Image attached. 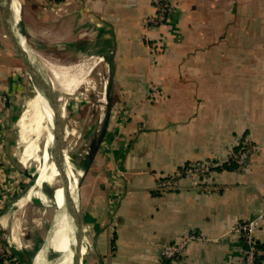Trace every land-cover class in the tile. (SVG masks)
<instances>
[{"label":"crops","instance_id":"crops-1","mask_svg":"<svg viewBox=\"0 0 264 264\" xmlns=\"http://www.w3.org/2000/svg\"><path fill=\"white\" fill-rule=\"evenodd\" d=\"M170 2L168 21L150 28V0H13L33 65L36 50L65 54L41 60L49 78L37 68L52 90L73 93L95 67L110 72L106 130L80 162L83 264H157L161 244L188 233L203 238L173 264H240L233 226L264 209V0ZM20 62L0 11V239L10 264H34L56 233L57 208L32 240V210L12 203L19 175L30 176L18 158ZM245 142L258 149L242 171L234 157ZM196 161L216 165L197 179L175 175ZM256 241L264 264V222Z\"/></svg>","mask_w":264,"mask_h":264},{"label":"rangeland","instance_id":"rangeland-1","mask_svg":"<svg viewBox=\"0 0 264 264\" xmlns=\"http://www.w3.org/2000/svg\"><path fill=\"white\" fill-rule=\"evenodd\" d=\"M36 54L33 53L35 68H40L43 78H49V74L42 66L41 60L48 58L47 60L57 63L59 58H61L60 60H65V54L61 51H47L44 53L36 50ZM50 57L51 59H49ZM69 58L67 57V60ZM20 69L27 80L28 73L21 62ZM109 76L110 72L106 67H95L87 75L85 82L73 93H64L58 89H51L58 107H61L63 111V116H59L60 146L64 154L74 159V164H80L82 158H84V163L87 162L91 145L96 144L97 139L100 137L108 103L105 95L106 93H111L109 91ZM35 93L36 91L32 85L29 88L26 87L21 93L23 97L20 99L22 105H20L19 114L21 116L25 111L30 110V112L25 120L24 129L19 122L17 124V130L20 133L18 158L22 160V163H24L22 167L30 176L19 175L20 179H22L21 187L18 193L13 196L12 202L19 205V209H22L21 207L23 206L26 210H32L27 213L30 229L33 228L30 232L32 240L44 227L52 225L56 214L53 198H57L58 194L55 188L62 183L56 176H52L51 181H44L40 186L36 185L37 176L44 170L45 165L48 168L46 172L49 174L52 173L54 167L52 161L49 163L43 161V155L48 148L44 122L38 123V115L28 99ZM64 158L66 157L64 156ZM65 166L68 173L69 169H71L68 161ZM11 177L13 176L11 175ZM29 191L30 195L28 196L26 194ZM41 244L38 243L37 247ZM32 251L35 254L36 251Z\"/></svg>","mask_w":264,"mask_h":264},{"label":"bare ground","instance_id":"bare-ground-1","mask_svg":"<svg viewBox=\"0 0 264 264\" xmlns=\"http://www.w3.org/2000/svg\"><path fill=\"white\" fill-rule=\"evenodd\" d=\"M14 8L17 12L15 6ZM89 63L90 62H88V64ZM63 82L64 83L66 82L65 88L68 91H72V89L77 84L76 80H71V79L69 81H63ZM36 86H37V93L36 95L34 94L35 96L32 99L30 98L31 100H29V103L32 104L35 112L38 115V119H39L38 123L44 122V130L47 136L48 148L43 155V161L45 162L47 161L48 163L52 161L54 167V169H52V173L49 174L46 172L48 168L47 165H45L44 170H42L37 176L36 185L40 186V184L44 181H51V179L53 178L52 176H56V178L59 179V181L62 183L55 188L58 194L56 196L57 198L55 197L53 198L55 207L57 208L56 233L50 238L49 245L47 244V246L44 249H40L38 251L34 259V264H71L75 241L73 238L72 230L70 229L69 217L66 213V204H67V199L69 197V193L66 192L65 190L66 189L67 191L70 190V192L74 196H76L77 179L76 177L73 176L71 169H69L67 173L65 166V163L67 164V159L64 158V156L66 157V155L59 147L57 139L54 137V134L52 132V121H51L52 113H55L57 116H63L62 108L61 107L58 108L56 100H54V98L51 96L50 91L48 90L46 84L43 82L41 78L38 79ZM29 112L30 110L25 111L20 117L19 123L23 127V129L25 128V120ZM50 127H51V137H50Z\"/></svg>","mask_w":264,"mask_h":264},{"label":"built area","instance_id":"built-area-1","mask_svg":"<svg viewBox=\"0 0 264 264\" xmlns=\"http://www.w3.org/2000/svg\"><path fill=\"white\" fill-rule=\"evenodd\" d=\"M150 1L153 4L154 12L152 15L146 18V25H148L150 28L161 26L168 21L172 4L170 0ZM257 149L258 146L250 142H245L242 144L234 157V161L240 170H248V157L250 153L256 151ZM215 165L216 164L209 161H196L189 165L182 166V168L178 170L175 175H189L190 177L197 179L210 173L211 168ZM173 183L174 176L172 179L164 180L161 185L164 187H169ZM1 194L2 193H0V195ZM263 222L264 209L255 217L238 221L233 226V231L242 240L240 264H257V259L263 251L257 244L256 232ZM202 238L203 237L201 235L188 233L180 239L161 244L158 252L157 264H173L175 259L184 254L185 248L190 242ZM14 259V257H11V251L8 245H6L0 239V264H10Z\"/></svg>","mask_w":264,"mask_h":264},{"label":"water","instance_id":"water-1","mask_svg":"<svg viewBox=\"0 0 264 264\" xmlns=\"http://www.w3.org/2000/svg\"><path fill=\"white\" fill-rule=\"evenodd\" d=\"M12 6H13V0H0V11L2 15L3 26L6 30L9 41L14 51L16 52V55L18 56V59L21 61V63L24 64V67L26 68L27 73H28V79L26 80L24 78L25 85L28 88L31 87L32 85L35 91H37L36 83L38 82V79L41 78L43 82L46 84L48 90L50 91L51 96L53 97L51 93V88L46 83V81L41 77L38 70L33 65L32 61H30V59L26 55V52L22 46L20 37L16 31V27L13 21ZM107 120H108V113L105 116L103 128L100 133V137L97 139L96 144H93L91 146V150H90L91 154L94 152L95 148H97L100 142L102 141V138L106 130ZM51 121H52V132L54 134V137L57 139L59 147L61 148L59 116H57L55 113H52ZM66 159L71 166L73 176L76 177L77 179L76 196H74L70 192V190L69 191H67V189L65 190L66 192L69 193V197L67 199V204H66V213L69 217L70 229L72 230L73 238L75 241L71 264H83V259H82L83 253H84L83 241H82L83 223H82V214H81V209H80V204H79V186H80L81 177L84 171L81 168L79 163L74 164L73 162L74 159L72 157L66 155Z\"/></svg>","mask_w":264,"mask_h":264}]
</instances>
